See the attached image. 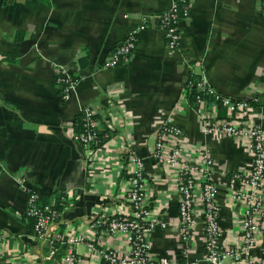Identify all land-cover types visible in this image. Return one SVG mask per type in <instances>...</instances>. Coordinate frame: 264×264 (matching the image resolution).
Listing matches in <instances>:
<instances>
[{
    "label": "crops",
    "instance_id": "0c3cea01",
    "mask_svg": "<svg viewBox=\"0 0 264 264\" xmlns=\"http://www.w3.org/2000/svg\"><path fill=\"white\" fill-rule=\"evenodd\" d=\"M185 6L178 25V51L166 46L156 16ZM127 64L104 69L113 50L141 25ZM65 67L79 78L62 100L55 72ZM192 75L213 90L249 104L248 121L264 130V4L257 0H0V264H62L67 239L81 264H108L104 250L124 253L123 237L96 233L104 214L127 217L130 154L144 163L146 205L157 225L149 235L151 255L181 262L176 171L153 158L157 133L170 119L189 150L204 147L214 163L220 208L221 247L239 235L244 208L230 198L231 173L248 168V147L208 135L200 111L184 101ZM94 109L108 140L97 149L73 141L75 122ZM220 118L227 117L221 106ZM191 147V148H190ZM193 147V148H192ZM58 200L61 211L52 237L33 234L25 212L28 194ZM60 239H57V236ZM200 226L190 258L204 259ZM95 244L90 250L87 245ZM98 243V244H97ZM264 236L254 255L261 257Z\"/></svg>",
    "mask_w": 264,
    "mask_h": 264
},
{
    "label": "built area",
    "instance_id": "2783aa9c",
    "mask_svg": "<svg viewBox=\"0 0 264 264\" xmlns=\"http://www.w3.org/2000/svg\"><path fill=\"white\" fill-rule=\"evenodd\" d=\"M186 1V0H184ZM187 9L174 4L168 11L156 16L157 28L166 39V46L171 51H178L181 37L178 29L179 14L184 17ZM147 27L143 24L133 30L103 62L104 69L118 68L127 64L134 52L138 35ZM79 79L65 67L55 72V83L60 90L62 100L68 101ZM197 90L214 98L207 110L200 104L203 130L208 135L235 140L248 147L252 162L248 168L229 175L230 198L244 208L239 224V235L228 247H221L220 208L217 202L218 189L214 176V163L208 150L204 147L189 150L183 144V132L170 119L162 122L157 133L153 158L160 167L176 171V192L178 195V238L181 262L176 263L167 257L154 258L151 255L149 235L157 225L165 227L153 217L146 205L145 171L143 160L135 153L130 154L131 167L128 176L126 201L132 213L127 217H108L99 215L92 224L96 233L109 238L123 237L127 244L124 253L115 248L104 250L103 257L108 264H199L198 259L190 258L191 243L201 226L204 232V259L209 264H264V251L261 257L253 251L264 236V130L248 121L249 103L244 100H232L216 93L205 77H200L195 84ZM193 83L187 82L183 89L184 101L190 102ZM217 103L227 111L226 118H220ZM84 133L75 135L73 141L81 147L96 145L99 123L91 107L83 110ZM191 148V147H190ZM193 148V147H192ZM26 216L33 220V234L36 238L47 241L52 237L60 213L52 206L41 205L36 194H28ZM60 239L58 235L56 237ZM0 233V241L4 240ZM82 242L81 236L67 239V249L62 264H81L75 247ZM98 244V243H97ZM90 250L95 244H88Z\"/></svg>",
    "mask_w": 264,
    "mask_h": 264
},
{
    "label": "trees",
    "instance_id": "16d2710c",
    "mask_svg": "<svg viewBox=\"0 0 264 264\" xmlns=\"http://www.w3.org/2000/svg\"><path fill=\"white\" fill-rule=\"evenodd\" d=\"M259 1L261 4H264V0H257ZM181 8V6H180ZM184 17L182 16V14L180 13L179 14V19L180 21L183 19ZM156 23L158 24V20H156ZM199 76H196V75H192L190 77V82L193 83V88H191V91H190V102L192 104L193 107L197 108V109H200V104L197 103V97H199L203 103V108L204 110H207L208 109V106L214 102V98L205 93V92H201L199 90L196 89L195 87V84L197 83V81L199 80ZM79 79V78H78ZM262 81L264 82V79H262ZM249 104H253V102H248ZM218 105V108L220 109L221 108V103H217ZM97 117V116H96ZM83 118H84V115H79L76 119V122H75V130H76V134L79 135V134H83L84 133V127H83ZM107 131L105 130H102V129H99L97 131V139L99 140V142L96 144V145H92V149H97L99 148L101 145H103L107 140H108V137H106L107 135ZM38 202L41 204V205H49V206H52L53 209L56 210V212H60L61 211V207H60V202L58 200V197L56 199V202H54L53 204H50L48 202V199L44 196H38ZM30 219V218H29ZM32 220V219H30ZM32 224H33V220H32Z\"/></svg>",
    "mask_w": 264,
    "mask_h": 264
},
{
    "label": "water",
    "instance_id": "95a60500",
    "mask_svg": "<svg viewBox=\"0 0 264 264\" xmlns=\"http://www.w3.org/2000/svg\"><path fill=\"white\" fill-rule=\"evenodd\" d=\"M199 264H209L208 262H205V261H203V262H200Z\"/></svg>",
    "mask_w": 264,
    "mask_h": 264
}]
</instances>
